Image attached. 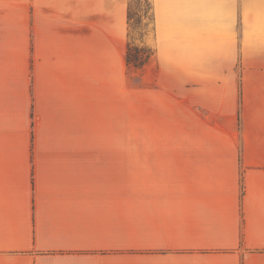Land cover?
Wrapping results in <instances>:
<instances>
[{
	"label": "crops",
	"instance_id": "obj_1",
	"mask_svg": "<svg viewBox=\"0 0 264 264\" xmlns=\"http://www.w3.org/2000/svg\"><path fill=\"white\" fill-rule=\"evenodd\" d=\"M149 1L131 82L129 0H0V264H264V0Z\"/></svg>",
	"mask_w": 264,
	"mask_h": 264
},
{
	"label": "rangeland",
	"instance_id": "obj_2",
	"mask_svg": "<svg viewBox=\"0 0 264 264\" xmlns=\"http://www.w3.org/2000/svg\"><path fill=\"white\" fill-rule=\"evenodd\" d=\"M127 15L130 18L127 21V43L132 44L133 48H138V56L141 59H147L153 51L147 41L151 39L153 29L150 1L129 0ZM128 65L127 77L130 76L131 82L137 81L143 65L140 67L132 65V63ZM146 115L145 86H123L120 147L122 149L177 148L176 130L167 133L165 139L153 138L156 135L153 134V127L147 123ZM161 136L160 134L159 137Z\"/></svg>",
	"mask_w": 264,
	"mask_h": 264
},
{
	"label": "trees",
	"instance_id": "obj_3",
	"mask_svg": "<svg viewBox=\"0 0 264 264\" xmlns=\"http://www.w3.org/2000/svg\"><path fill=\"white\" fill-rule=\"evenodd\" d=\"M129 16L127 15V21L129 20ZM146 59V58H145ZM145 59H141V57L138 56V48H133L132 44H127V50H126V61L127 64H131L137 67H140L144 64Z\"/></svg>",
	"mask_w": 264,
	"mask_h": 264
}]
</instances>
